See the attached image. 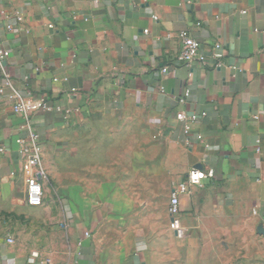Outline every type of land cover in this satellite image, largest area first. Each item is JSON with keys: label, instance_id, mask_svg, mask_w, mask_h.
<instances>
[{"label": "crops", "instance_id": "1", "mask_svg": "<svg viewBox=\"0 0 264 264\" xmlns=\"http://www.w3.org/2000/svg\"><path fill=\"white\" fill-rule=\"evenodd\" d=\"M191 1L0 0L4 70L48 177L29 206L0 75V264H264V0ZM181 31L205 66L176 62ZM192 170L214 177L180 196L177 239L170 194Z\"/></svg>", "mask_w": 264, "mask_h": 264}, {"label": "built area", "instance_id": "2", "mask_svg": "<svg viewBox=\"0 0 264 264\" xmlns=\"http://www.w3.org/2000/svg\"><path fill=\"white\" fill-rule=\"evenodd\" d=\"M187 6L192 4L191 0H186ZM2 17L7 21L6 30L12 31L13 26L11 21L16 23L23 22V16L20 12L14 11L11 14H2ZM199 26V24H197ZM147 33V31H145ZM178 39L180 42V52L176 58V62L189 66L191 64H198L200 66L206 65V58L201 52V44L193 38L189 32L181 31L178 33ZM10 53L8 50L0 48V75L5 80V86L9 89L8 99L13 102L12 110L14 114L21 116L22 124L19 127V135L15 138V144L17 146V152L20 158L25 162L28 168L35 172V175L31 176L27 182L26 197L27 203L32 207H39L42 205L43 189L42 185L37 179V176H44V169L42 167V147L39 144V136L30 123L28 116V107L31 104L30 101L24 98L14 87L11 77L5 72L4 64L8 60ZM212 58L214 61V67L221 69L225 67L224 55L222 53V47L220 44H214L212 48ZM162 74L167 73V68L161 69ZM54 81H57L56 79ZM74 90H71L73 93ZM41 110L51 109L41 100ZM205 113L191 114L184 126V133L190 132V125L196 122L198 119L205 117ZM256 117H254L255 119ZM201 140V136L198 137ZM255 146L259 151L260 142L256 138ZM5 152L4 147H0V154ZM214 177L213 170L202 172L198 170H192L189 172L186 182L178 184L173 188L170 194L168 214H169V229L175 235V238L182 239L184 236V230L180 222V196L187 192L190 185H199L200 181L206 178L212 179ZM255 214V212H253ZM264 221V219H263ZM85 237H88V233H84ZM12 241L9 240L8 243ZM6 264H13V260H7Z\"/></svg>", "mask_w": 264, "mask_h": 264}, {"label": "rangeland", "instance_id": "3", "mask_svg": "<svg viewBox=\"0 0 264 264\" xmlns=\"http://www.w3.org/2000/svg\"><path fill=\"white\" fill-rule=\"evenodd\" d=\"M44 175H45V179H46V181H47V180H48V179H47L48 177H47V175H46V171L44 172Z\"/></svg>", "mask_w": 264, "mask_h": 264}]
</instances>
